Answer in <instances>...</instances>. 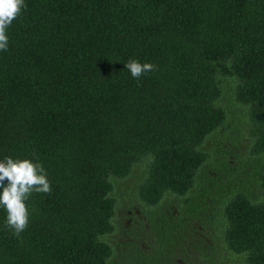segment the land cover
I'll return each mask as SVG.
<instances>
[{
    "label": "trees",
    "instance_id": "1",
    "mask_svg": "<svg viewBox=\"0 0 264 264\" xmlns=\"http://www.w3.org/2000/svg\"><path fill=\"white\" fill-rule=\"evenodd\" d=\"M24 3L0 51V161L42 163L51 192L31 194L19 236L0 206V264H179L170 197L242 264H264V0ZM130 59L156 70L134 79ZM227 117L228 140L248 145L237 168L205 145ZM134 171L151 234L140 222L119 242L113 184Z\"/></svg>",
    "mask_w": 264,
    "mask_h": 264
},
{
    "label": "rangeland",
    "instance_id": "2",
    "mask_svg": "<svg viewBox=\"0 0 264 264\" xmlns=\"http://www.w3.org/2000/svg\"><path fill=\"white\" fill-rule=\"evenodd\" d=\"M231 98L234 99L231 93H228ZM226 90L222 96V99H226ZM228 99V98H227ZM225 104H228L226 101ZM230 107V106H229ZM229 107L227 110H229ZM234 123L227 117L224 124L219 127L205 142L207 148H214L218 150L217 155H215L218 161H225L227 167L237 168L239 166V159L246 155L248 145L245 146L241 142L234 144L231 140H228V135L232 131ZM227 135V137H226ZM244 136V135H243ZM228 151V152H226ZM231 151V152H230ZM215 167H221L215 166ZM220 175L225 174V171L219 168ZM209 174L213 177L214 174L209 169L207 170ZM248 169H246V172ZM134 171L131 175L117 180L113 185L114 189L112 195L116 198L115 206V228L111 236L119 242L125 241V239H134L131 235L133 228L140 227L138 223L141 222L142 226L139 229L144 237L150 236L151 232L149 229L148 222L146 221L143 213L147 212L150 207H147L144 211V205L139 202L136 195L135 181L137 179ZM225 179V178H222ZM231 180L238 183V179L233 174ZM217 187H220L218 192L221 193V187L224 188L226 192V185L228 184L226 180H220L216 178ZM215 197V196H214ZM217 199V198H216ZM218 200V199H217ZM183 202L179 199L170 197L165 200V203L159 207L160 212H162L163 217L167 220V223L175 224L177 221L182 222L184 225V230L180 232L181 235L178 237V244L175 246L174 250L176 252V261L179 264H183L184 260L186 263L191 264H205V255L212 254L213 260H216L218 264H242L239 259L232 254H230L222 245L221 237L218 232H212L215 235L213 237L209 234V222L207 220H202L201 217L195 215L188 216L182 211ZM158 215L159 212H158ZM218 217H215V222ZM153 230H158L157 225ZM133 256L131 253H126L125 257Z\"/></svg>",
    "mask_w": 264,
    "mask_h": 264
},
{
    "label": "clouds",
    "instance_id": "3",
    "mask_svg": "<svg viewBox=\"0 0 264 264\" xmlns=\"http://www.w3.org/2000/svg\"><path fill=\"white\" fill-rule=\"evenodd\" d=\"M26 7L24 0H0V51L8 50L7 29ZM125 67L137 80L156 70L154 64L141 63L137 59H130ZM0 189V206L7 213L6 226L19 236L29 224L30 211L26 202L34 192L50 193L51 181L42 163L4 157L0 161Z\"/></svg>",
    "mask_w": 264,
    "mask_h": 264
}]
</instances>
